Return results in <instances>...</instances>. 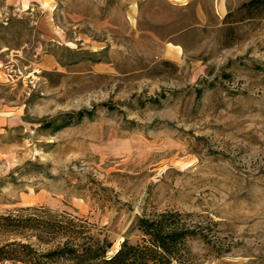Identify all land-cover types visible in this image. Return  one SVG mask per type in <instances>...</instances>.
Here are the masks:
<instances>
[{"label": "rangeland", "instance_id": "374dc122", "mask_svg": "<svg viewBox=\"0 0 264 264\" xmlns=\"http://www.w3.org/2000/svg\"><path fill=\"white\" fill-rule=\"evenodd\" d=\"M213 1L0 0V214L77 216L113 254L176 213L173 264H264V10Z\"/></svg>", "mask_w": 264, "mask_h": 264}, {"label": "trees", "instance_id": "16d2710c", "mask_svg": "<svg viewBox=\"0 0 264 264\" xmlns=\"http://www.w3.org/2000/svg\"><path fill=\"white\" fill-rule=\"evenodd\" d=\"M247 12L264 10V0H249ZM143 240L112 243L87 220L67 213L10 212L0 214V264H173L179 263L186 240L197 236L176 213L138 219Z\"/></svg>", "mask_w": 264, "mask_h": 264}, {"label": "crops", "instance_id": "0c3cea01", "mask_svg": "<svg viewBox=\"0 0 264 264\" xmlns=\"http://www.w3.org/2000/svg\"><path fill=\"white\" fill-rule=\"evenodd\" d=\"M176 1V0H175ZM193 0H182L181 4H178L177 6H186L187 3H192ZM228 1L229 0H214L213 1V5H214V9L217 15L219 16H224L227 8H228ZM172 5V4H171ZM174 5V4H173Z\"/></svg>", "mask_w": 264, "mask_h": 264}]
</instances>
